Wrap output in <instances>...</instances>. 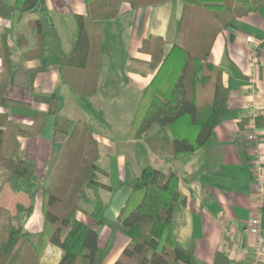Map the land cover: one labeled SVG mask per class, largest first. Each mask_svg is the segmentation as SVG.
<instances>
[{
	"label": "trees",
	"instance_id": "1",
	"mask_svg": "<svg viewBox=\"0 0 264 264\" xmlns=\"http://www.w3.org/2000/svg\"><path fill=\"white\" fill-rule=\"evenodd\" d=\"M84 1L87 11L76 16L77 43L70 54L63 50L46 0H16L13 5L0 0V17L39 13L40 18L30 22L36 48L25 58L54 59L72 91L91 97L98 87L105 22L118 19L125 3L136 10L173 0ZM180 1L183 10L176 28L180 44L166 53L167 42L150 37L139 50L151 57L149 67L156 74L143 93L130 136L143 140L161 158L190 157L203 147L212 149L215 128L228 107L222 73L210 61L213 46L237 19L264 8V0ZM7 37L5 33L0 43L4 68L0 77V192L2 184L9 183L13 191L26 193L31 203L28 207L17 205L15 215L0 205V264H41L49 245L63 251L59 264H101L99 231L77 218V213L87 211L86 205H90L97 225H112L96 187L95 164L100 151L95 130L87 123L57 116L56 108L32 110L33 124L27 130L10 121L8 111L23 104L7 97L16 74ZM38 71L29 72L31 84ZM51 116H55L54 140L62 144L49 180L43 181L36 174V163L22 156L19 136L42 137ZM261 125L258 117L257 126ZM89 191L94 192V198L89 197ZM39 193L44 227L39 233L26 232L23 226L33 214ZM185 202L177 172L144 168L119 219L130 243L114 264H197L192 253L177 242Z\"/></svg>",
	"mask_w": 264,
	"mask_h": 264
},
{
	"label": "crops",
	"instance_id": "2",
	"mask_svg": "<svg viewBox=\"0 0 264 264\" xmlns=\"http://www.w3.org/2000/svg\"><path fill=\"white\" fill-rule=\"evenodd\" d=\"M7 1L13 5L16 0ZM177 1L136 10L125 3L118 19L105 22L98 87L91 97H81L72 91L63 81L54 59L25 58L27 52L36 48L30 22L39 19V13H15L9 19L0 17V43L7 33L16 66L7 97L23 104L8 111L10 121L27 130L33 124L32 110L47 112L56 108L57 116L87 123L95 130L100 151V159L95 164L96 187L106 206L105 217L112 225H97L90 215V205H86L87 211H79L77 218L99 231L101 264H114L130 243L119 219L142 170L148 166L165 173L177 172L180 191L186 199L177 242L192 253L197 264H251L252 261V254L243 257L232 250L231 237L243 248L252 250L254 238L247 228L258 211L253 159L257 153L264 157V8L237 19L217 37L213 46L210 61L222 73L228 107L223 121L215 128L211 150L203 147L190 157L165 155L161 158L143 140L131 138L133 120L121 125L106 114L111 107L123 108L121 98H128L127 90L136 113L144 91L156 74L149 67L151 57L139 51L145 39L162 37L167 42L166 53L180 43L176 28L183 2L180 5ZM46 3L63 50L70 54L77 43L76 16L87 11L85 1L46 0ZM55 13L60 17L58 20L53 16ZM112 22L119 25L110 27L113 40L107 45L108 23ZM124 30L132 40L129 53H124L122 48ZM249 37L260 44L258 49L247 42ZM255 54L258 62L253 60ZM121 57L127 58L125 72L115 69ZM38 68L31 84L29 72ZM3 70L0 58V77ZM252 103L259 108L262 124L258 126V141L247 138ZM54 122L55 116L49 117L42 137L19 136L22 156L35 160L36 174L42 180H46L43 174L51 175L61 148V140H54ZM157 130L158 127L154 131ZM42 202L39 193L33 214L24 223V231L43 230ZM30 203L26 193L13 191L9 183L2 184L0 205L13 215L17 205L28 207ZM262 215L264 224V210ZM62 257L60 248L49 245L41 264H59Z\"/></svg>",
	"mask_w": 264,
	"mask_h": 264
},
{
	"label": "built area",
	"instance_id": "3",
	"mask_svg": "<svg viewBox=\"0 0 264 264\" xmlns=\"http://www.w3.org/2000/svg\"><path fill=\"white\" fill-rule=\"evenodd\" d=\"M247 42L253 44V48L256 50L259 47V43L253 40V38H247ZM254 62H258L256 54L253 57ZM259 117V108L256 104L250 105V117H249V129L247 138L250 141H258L260 132L257 126V119ZM253 173L255 178V189L258 194V211L251 218L248 224L247 231L254 238V245L252 250L249 248H243L234 241L231 237L232 250L240 256L246 257L252 254L251 264H263L264 263V224H263V210H264V157L257 153L253 159Z\"/></svg>",
	"mask_w": 264,
	"mask_h": 264
},
{
	"label": "rangeland",
	"instance_id": "4",
	"mask_svg": "<svg viewBox=\"0 0 264 264\" xmlns=\"http://www.w3.org/2000/svg\"><path fill=\"white\" fill-rule=\"evenodd\" d=\"M178 2V4H180V5H182V2L180 1V0H178L177 1ZM54 16V18L56 19V20H58L60 17L58 16V14H54L53 15ZM126 18H124L123 19V21L125 20ZM70 20H73V19H70ZM71 22H73V21H71ZM121 22V21H120ZM75 24V23H74ZM116 24H118L119 25V23H115V22H112V23H108V29H107V34H106V44L108 45V44H111V42H112V34H111V29L112 28H114L115 26H116ZM110 27H112L111 29H110ZM130 35V33L128 32V31H126V30H124L123 31V38H122V48H123V51H124V53L125 52H127V53H129L130 52V49H131V47H132V40H131V37L129 36ZM180 42V41H179ZM180 44V43H179ZM126 60V61H125ZM129 60V59H128ZM108 61V58L106 57L105 58V62H107ZM120 62H118V66H116V68L115 69H117L116 71H124L125 72V70H126V64H127V58H123V57H121L120 58V60H119ZM106 64L107 63H105V68H106ZM126 94V93H125ZM127 95H128V98L127 99H125L124 97L123 98H121V99H119V100H121V102H122V106H123V108L122 109H120V108H113V107H111V109H109V110H107L106 111V114H108V115H112L113 117H112V119L113 120H115L117 123L118 122H121V125H123L124 124V122H126L127 124H129V122H132V120H133V117H134V114H135V106H133V103H132V99L130 98V92L127 90ZM118 100V101H119ZM116 102H117V100H116ZM116 117V118H115ZM118 120V121H117ZM119 124V123H118ZM101 126H102V124H101ZM62 144V143H61ZM24 158L25 159H27V160H29V161H32V162H35V160L34 159H30V158H27L26 156H24ZM56 160H57V158H56ZM56 160H55V162H54V165H55V163H56ZM36 163V162H35ZM53 168H54V166H53ZM53 168H52V171H53ZM43 177H46V178H44V179H46V180H43V181H47V180H49V178H50V175L47 173V174H43L42 175ZM88 195H89V197L90 198H94L95 197V195H94V192L93 191H89L88 192ZM17 207V206H16ZM11 212V211H10ZM16 213V212H15Z\"/></svg>",
	"mask_w": 264,
	"mask_h": 264
}]
</instances>
